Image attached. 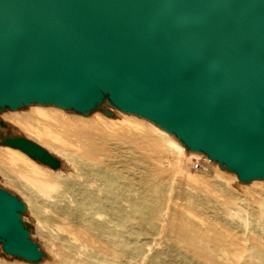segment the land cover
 <instances>
[{"label": "water", "instance_id": "obj_1", "mask_svg": "<svg viewBox=\"0 0 264 264\" xmlns=\"http://www.w3.org/2000/svg\"><path fill=\"white\" fill-rule=\"evenodd\" d=\"M109 100L242 181L264 179V0H0V107ZM3 143L52 168L23 136ZM0 187V251L44 257Z\"/></svg>", "mask_w": 264, "mask_h": 264}, {"label": "rangeland", "instance_id": "obj_2", "mask_svg": "<svg viewBox=\"0 0 264 264\" xmlns=\"http://www.w3.org/2000/svg\"><path fill=\"white\" fill-rule=\"evenodd\" d=\"M11 136L41 144L61 166L4 144ZM176 142L185 169L175 164ZM189 154L176 135L109 100L88 113L0 107V187L25 203L22 221L44 252L31 262L0 251V264H264V179L242 181L207 155ZM198 159L207 170L194 169ZM88 162L95 195L76 190Z\"/></svg>", "mask_w": 264, "mask_h": 264}, {"label": "bare ground", "instance_id": "obj_3", "mask_svg": "<svg viewBox=\"0 0 264 264\" xmlns=\"http://www.w3.org/2000/svg\"><path fill=\"white\" fill-rule=\"evenodd\" d=\"M65 118V117H64ZM42 120L43 119H45V117H43V118H41ZM50 120V119H49ZM51 121H52V119H51ZM54 121V120H53ZM55 121H57V120H55ZM61 121V120H60ZM60 124H62V123H60ZM28 127V128H27ZM25 128L28 130V131H32V130H30V129H32V128H30L28 125H26L25 126ZM91 128L92 129H94L95 131H96V124H91ZM121 128L118 126L117 128H112V129H110V132H112V133H117L119 130H120ZM99 130V129H98ZM122 130H124V128L122 129ZM76 137H78V136H76ZM78 141V140H77ZM181 142V141H180ZM75 143V142H74ZM81 143V142H80ZM176 145V148H177V151H178V154H177V156H176V160H175V164L179 167V168H181V169H185L183 166H182V158H183V156L185 155V151H184V149H183V146L181 145V144H179L178 142H176L175 143ZM77 146V148L78 149H82V147H80L79 145H76ZM87 152V155L89 156V158H88V160L90 161V159L91 160H93V158L95 157V154L94 153H92L91 151H86ZM197 154H199V152H197V151H190V154H189V156H192V155H197ZM96 159V158H95ZM206 159L207 160H209V157H206ZM8 161L7 162H10V163H13V164H15L14 162H13V160L12 159H7ZM89 165V162L87 163V164H85L84 166H80V171L82 172V174H81V176H80V182L78 183V185L76 186V190L79 192H89V193H92L93 195H95L96 194V182H89L88 183V181H87V179H88V177L90 176V175H92L93 176V178H94V176L96 177V169H90V167L88 166ZM257 186L258 187H263V185L262 184H260V183H257ZM82 205H86V202L85 201H83L82 202ZM84 206H82V207H84ZM83 232H85V231H83ZM83 232H81V233H83ZM81 233H76V232H73L72 231V234H73V236L75 237V238H79L80 236H85V237H83V239L84 240H87V241H93V242H96V237H95V235L94 234H86V233H84V234H82V235H80Z\"/></svg>", "mask_w": 264, "mask_h": 264}, {"label": "built area", "instance_id": "obj_4", "mask_svg": "<svg viewBox=\"0 0 264 264\" xmlns=\"http://www.w3.org/2000/svg\"><path fill=\"white\" fill-rule=\"evenodd\" d=\"M207 161H208V160H207ZM209 162H211V159H210L208 162H206V163H209ZM193 167H194V169H196V170H207V167L205 166V164H203V163L201 162L200 159L196 160V161L193 163Z\"/></svg>", "mask_w": 264, "mask_h": 264}]
</instances>
